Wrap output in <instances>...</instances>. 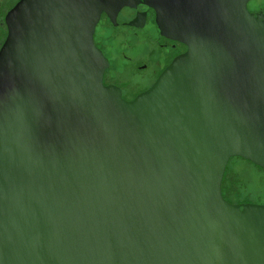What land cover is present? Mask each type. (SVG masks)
<instances>
[{"label":"water","instance_id":"obj_1","mask_svg":"<svg viewBox=\"0 0 264 264\" xmlns=\"http://www.w3.org/2000/svg\"><path fill=\"white\" fill-rule=\"evenodd\" d=\"M60 1L36 40L30 12L7 16L0 264H264V203L221 189L231 157L264 170L263 15L144 0L187 49L125 100L93 40L108 0Z\"/></svg>","mask_w":264,"mask_h":264},{"label":"flooded vegetation","instance_id":"obj_2","mask_svg":"<svg viewBox=\"0 0 264 264\" xmlns=\"http://www.w3.org/2000/svg\"><path fill=\"white\" fill-rule=\"evenodd\" d=\"M0 0V48L7 34V16L13 11L20 16L32 14L34 40L43 27L53 25V14L68 9V1ZM247 9L264 18V0H247ZM108 7V8H107ZM106 10L100 13L93 40L108 59L103 83L119 88L122 98L132 100L150 87L174 57L187 49L186 44L160 32L156 12L144 0H108ZM42 34V33H41Z\"/></svg>","mask_w":264,"mask_h":264},{"label":"rangeland","instance_id":"obj_3","mask_svg":"<svg viewBox=\"0 0 264 264\" xmlns=\"http://www.w3.org/2000/svg\"><path fill=\"white\" fill-rule=\"evenodd\" d=\"M228 171L235 173L241 181L242 190L239 200L233 203H264V170L253 162L241 157H231L227 163ZM245 198V200H244ZM247 200V201H246Z\"/></svg>","mask_w":264,"mask_h":264},{"label":"trees","instance_id":"obj_4","mask_svg":"<svg viewBox=\"0 0 264 264\" xmlns=\"http://www.w3.org/2000/svg\"><path fill=\"white\" fill-rule=\"evenodd\" d=\"M235 157H238V156H235ZM259 168L262 169L261 167ZM240 182L241 181L236 177L235 173L230 172L228 171V168H225L223 179H222V184H221L222 194L225 199H227L230 202H234V201L236 202L237 200L240 199L238 195H241V190L243 189L242 184Z\"/></svg>","mask_w":264,"mask_h":264}]
</instances>
